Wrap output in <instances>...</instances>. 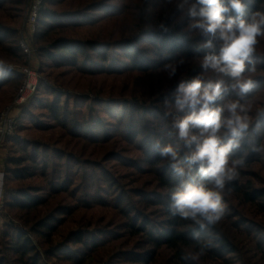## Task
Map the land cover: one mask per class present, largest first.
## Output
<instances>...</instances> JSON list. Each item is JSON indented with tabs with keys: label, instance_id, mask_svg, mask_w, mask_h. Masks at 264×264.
<instances>
[{
	"label": "trees",
	"instance_id": "trees-1",
	"mask_svg": "<svg viewBox=\"0 0 264 264\" xmlns=\"http://www.w3.org/2000/svg\"><path fill=\"white\" fill-rule=\"evenodd\" d=\"M25 2L0 0V110L13 103L24 83L22 74L1 65L27 64L19 44L17 25ZM177 3L178 0H46L33 41L39 48L43 67L40 74H47L55 86L73 94L90 88L96 98H81L69 92L62 94L47 86V93L51 92L53 99L40 103L39 96L46 92L45 84L40 81L37 93L17 117L14 136L6 139V145H12V155L3 167V206L15 212L14 219L21 227L11 223V228L5 226L3 229L2 238L7 246L5 253L0 252V264H44L45 258H56L62 264H92L102 251L119 250L123 240L136 250V253L128 251L131 252L129 260L134 264H158L163 254L168 260L165 264H235L232 258L239 250L234 234L229 235L224 229L226 222H229L230 231L255 239L257 254L264 262V114L257 123L259 127L255 125L246 132L240 147L230 155V160L243 159L244 164L238 168L239 175L225 185L222 197L226 215L214 225L172 214L171 191L188 179V175L176 176L170 162L153 150L157 140L161 147L175 145L177 140L165 137L160 128L139 127L149 122H142L140 117L152 112L151 106L140 105L138 99L136 103H121L125 105L121 113L107 112L115 120L112 128L102 125L105 122L94 116V104L115 102L113 100L119 98L118 90H129L127 85L136 74H164L167 63L183 60L187 68L189 63L203 60L209 50L195 51V33L188 28L187 19L181 20ZM245 3L248 14L264 12V0H245ZM255 66L259 68L264 63H255ZM247 74H243L245 78ZM224 80L226 85L233 82L226 77ZM258 90L251 92L254 94ZM108 91L111 97L107 98ZM159 94L169 98V93ZM224 96L226 99L250 96L249 101L254 95L240 97L238 91H230ZM81 100L90 103L82 106ZM160 102L162 99L156 101ZM216 103L224 104L220 100ZM35 111H40V115L35 117ZM46 121L49 124L44 123ZM32 127L41 134L57 130L58 137L68 139L66 147L74 146V151L79 141L84 142L85 147H90L93 159L86 160V155L78 156L70 150L23 139L21 132ZM110 130L113 132L108 136ZM119 142L143 148L149 146L144 161L147 167L142 172L151 178L149 185L134 187L137 184L134 182L124 187L117 179L103 173L97 178L103 185V192L108 196L112 194V202L98 195L84 203L78 196L86 187L77 189L73 163L80 168L92 165L95 170L102 169L101 160L106 155H98L95 151L102 150V154L108 153V158L118 159ZM188 151L185 148L180 153L183 163ZM197 171L198 167L193 166L190 175L195 176ZM81 172L86 181L89 179L86 175L94 173L85 169L79 176ZM31 180L42 183L30 185L28 181ZM199 182L208 183L206 180ZM12 183L25 185L8 192L7 186ZM98 207L101 210L109 208L116 214L105 224L115 231L108 233L102 229L101 224L107 217L96 215ZM149 209L158 210L159 221H153ZM57 238L62 242H57ZM193 256L196 258L192 259Z\"/></svg>",
	"mask_w": 264,
	"mask_h": 264
},
{
	"label": "clouds",
	"instance_id": "clouds-1",
	"mask_svg": "<svg viewBox=\"0 0 264 264\" xmlns=\"http://www.w3.org/2000/svg\"><path fill=\"white\" fill-rule=\"evenodd\" d=\"M177 10L181 20L187 19L190 30L206 37L202 47L209 51L201 67L233 82L226 85L224 79H217L204 83L199 76L181 81L174 93L175 109L187 114L173 118L177 143L161 147L157 140L154 147L170 162L176 176L188 175L171 191L172 214L214 225L226 215L222 197L225 185L239 175L238 168L244 164L243 159L230 160V155L240 147L251 124L246 100L229 99L223 105L216 102L230 91L244 97L256 87V82L243 74L246 66L249 72L256 71L253 54L258 37L264 36V12L248 14L245 0H178ZM183 63L164 65L169 79ZM163 103L170 106L168 99ZM185 148L189 150L186 166L180 159ZM193 166L198 167L195 176L190 175ZM205 180L207 184L199 182Z\"/></svg>",
	"mask_w": 264,
	"mask_h": 264
},
{
	"label": "rangeland",
	"instance_id": "rangeland-1",
	"mask_svg": "<svg viewBox=\"0 0 264 264\" xmlns=\"http://www.w3.org/2000/svg\"><path fill=\"white\" fill-rule=\"evenodd\" d=\"M31 4H32V0H26L25 5L23 7L24 8L23 13L20 19L17 20L18 21L17 25H18L19 32H20L19 44L22 43V41H28L31 46V49L34 52L30 57H25L27 60V64L24 66L23 65L22 66L21 65H8V66L1 65V66L7 69L8 68L13 69V68H20V67H29L32 69V71L35 74L37 73L38 75L37 78L40 77V81H42L45 84L44 85L45 87L43 89H45L46 92L45 93L42 92V94L39 96V99L41 101L40 103H44L48 99H53L51 97V92L47 93L48 91L47 86H51L52 88L57 89V91H60L62 94H66V92L67 93L69 92L71 94L73 93L65 88H61L60 86H55L56 85L55 82H51L49 78H47V74H43V75L40 74V71H42L43 67L41 65V61L38 56L39 48L34 46L33 41H34L35 34L33 33V31L28 25V16H29ZM193 32L195 33L193 37L194 39H196L194 46H193L195 51H201L202 49H205L202 46L205 43L206 37L201 36L195 30H193ZM141 47H144V46L142 45ZM144 48H147V47H144ZM110 55H114V54H110ZM260 59H262L263 62H261ZM253 62L261 63V64L264 63V36L258 37V43L255 46V53L253 54ZM185 64L186 62H184L182 65L179 66L176 76L171 79H169L167 72L164 74H160L158 72L152 76H143L142 74H136V76H134L133 80L131 81L130 85H127V86H130L129 90L128 89H123V91H121L120 89L118 90L120 91L119 94H117L119 98H115L117 99V100H113L115 102H112V103L104 102V104H101V103L94 104L96 105L95 106L96 112L94 116L97 117L98 121L105 122V123H102V125L105 124L106 127L112 128L111 126H114L113 124L115 123V120L112 119V117H110L107 114V112L109 113V111L110 112L120 111L121 113L125 107V105H122L121 103L123 102L136 103L135 101L138 99L139 100L138 103H140V105L147 104L148 105L147 107H150V106L152 107L151 108L152 112L148 113L147 116L143 115L142 117H140V120L143 119L142 122L146 120L149 122H144L143 125L140 124L139 127L141 128L143 127L160 128L161 133L165 137L171 138V140H177L175 129L172 127L173 118L180 116V115H184L185 113V112L184 113L177 112L175 109V105H174L175 104L174 93L176 91L178 84L181 81L189 82L197 76H199L204 83H207L209 80L215 81L217 79H224V77H222L221 75H219L218 73L212 70L205 71L201 67L202 61L200 60L199 61L195 60L192 64L189 63V66L187 68ZM48 73H49V70H48ZM245 73H248L246 78L250 77L256 82V87L254 89L256 88L259 89L254 94H252V92H249L248 94H246L247 96L254 95L251 100L247 101L250 98V96L248 98L242 99V100H246L247 103L250 105L249 116L251 117V124L247 131V132H250L254 128V126L257 125L259 119L264 114V66H260L259 68H256L255 72H249L246 66ZM163 85L165 86L171 85V86L169 88H164L162 87ZM89 90H92V89L90 88L84 89L85 92H82V91L77 92V93H74L73 96L95 99L96 98L95 94L92 93L93 91H89ZM161 92L167 93V94L169 93L168 94L169 98H162L163 94H159ZM108 93L111 94V92L108 91L106 93L108 96L106 95L105 97L107 98L111 97ZM17 94L18 93L15 94L13 103L6 105L0 110V115L14 104ZM170 95L172 96L171 98H170ZM64 99L65 97L62 98L63 101ZM158 99H162V102L157 104L156 101ZM165 99H168L170 101V106L166 107L164 105L163 102ZM227 100L229 99H226L224 96L220 101L225 103ZM28 103L25 106L18 108L15 111V115L19 116L20 113L22 112V109L26 107ZM87 103H90V102L81 100L80 105L86 106ZM40 113H41L40 111L39 112L35 111L34 112L35 117L40 115ZM85 114H88V112L86 111ZM44 123L49 124L48 121ZM112 132L113 130H110V132H108V136H111ZM58 134L59 132L57 130L49 131L47 133L41 134V133H38L34 129V127L29 128V130L27 131L25 130L21 132V136L23 139L39 141L44 145L46 144L47 147H51L54 149L70 150V151L75 152L78 156L86 155L85 158L83 157L86 160L89 158H92L89 154L90 147H85L84 142L79 141V144L76 148L77 150L74 151V146L70 148L66 147V141H68V139L65 140L63 138H60L58 137ZM143 143H149V142L143 141ZM117 144H118V147H120V150H119L120 157L118 159L117 157L108 158L107 157L108 153L102 154V150L95 151V152H98V155H101V156L106 155L105 158L101 160V165L103 167L102 169L95 170L94 168H92V165L90 166L84 165L82 168H80L79 164H77L76 162L73 163L74 165L73 168L75 170L74 179H76L77 181L76 182V185L78 186L77 189L79 190L83 186L86 187L84 188V190H82V192L79 193V196H78V199L82 200L84 203H89L92 197H98V195L103 197L102 199L104 201L107 199L108 202H112V199H113L112 194L108 196V194H105L103 192L104 191L102 188L103 185L101 184V182H99L100 180H98L97 178L99 175L103 176V173L117 179L119 182L122 183L124 187H129L134 182L137 183V184H134V187H138L142 185H145V186L149 185V179L151 178H149L148 176H144L142 174V172L145 171V168L147 167L146 164H144V161L147 157V151L150 150L149 146L145 145V148H143V146H139V145L137 146L129 142L128 143L119 142ZM11 147L12 145L10 144L6 145V141L1 147L0 159H1V165L3 167H6V160L8 159L10 155H12V153L10 152L12 151ZM153 150L158 151L157 149H154V147H153ZM262 155H263V161H264V148L262 151ZM120 160H121V163L119 162ZM186 163L187 162L185 160L184 162L185 166H186ZM81 169L82 170L88 169L90 171H93L94 173L91 174L92 177L90 176V174H87L86 176L87 178L89 177V179L86 181V177L82 176V172H81V176H79V172L82 171ZM41 183L42 182L40 180L28 181V184L30 185H41ZM24 185L25 184L23 183H12L7 186L8 188L7 190L9 192V189H17L18 187H23ZM157 211H158L157 209H149V212L152 213V215L150 216H153L152 219L155 222L159 221L158 218H160V217L157 218L158 216ZM93 213H95V211ZM88 215H91V214L88 213ZM96 215H101L102 218H105V217L108 218V219L106 218V220L103 219L104 222L101 224V227H103L102 229L107 230L106 232L108 233L111 231H115L113 228L111 229L110 226L105 225L106 223H108L107 221L111 217H115L116 215L113 212H111L109 208L108 209L104 208V210H101V208L98 207L96 209ZM15 216H16L15 212H9V210L6 209L4 206L0 210V252L1 253L4 252L5 247L7 246L6 245L7 243H5L6 240L2 238L3 229H5V226L11 228L10 224L15 223L17 227H21V224L16 219H14ZM115 220L117 219L114 218V221ZM109 225H112V224H109ZM225 225L226 226L224 229L230 233L229 235L234 234L232 236L234 237L238 250H239L238 254L232 258L235 264H264V262L260 260L259 258L260 256L257 254L255 239H252V237L251 238L247 237V235L242 232L238 233V232L230 231L229 222L228 223L226 222ZM108 237L109 236H107L105 239H107ZM60 240H61L60 238H57V242ZM122 247L120 248L121 250L119 249L115 252L110 251L109 249L102 251L100 256L96 258L94 257L95 259L92 260L93 261L92 264H134V263H131V261L129 260L131 258L129 253L131 252H128V251H133L136 253L135 248L131 246L129 242L126 243L125 240H123ZM120 251H122L123 254H121L122 252ZM45 261L46 262H44V264H62L56 258H51V259L45 258ZM161 263L163 264L168 263L167 256L164 254L162 255L161 258H159L158 264H161Z\"/></svg>",
	"mask_w": 264,
	"mask_h": 264
},
{
	"label": "built area",
	"instance_id": "built-area-1",
	"mask_svg": "<svg viewBox=\"0 0 264 264\" xmlns=\"http://www.w3.org/2000/svg\"><path fill=\"white\" fill-rule=\"evenodd\" d=\"M45 2L46 0H32L28 25L34 34L37 33L40 14ZM20 46L26 57H30L33 54L34 51L31 49L28 41H22ZM11 70L22 74L25 80L16 96L14 104L0 115V157L1 147L7 138L14 136L18 125V116L15 115V111L25 106L35 96L40 83V77L37 78V73L35 74L29 67L11 68ZM4 177V168L1 165L0 159V210L3 207Z\"/></svg>",
	"mask_w": 264,
	"mask_h": 264
}]
</instances>
